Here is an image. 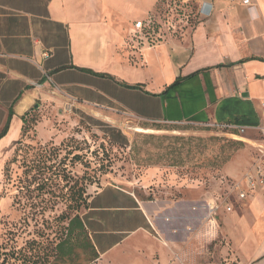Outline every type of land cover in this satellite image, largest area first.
Returning a JSON list of instances; mask_svg holds the SVG:
<instances>
[{
    "label": "crops",
    "instance_id": "1",
    "mask_svg": "<svg viewBox=\"0 0 264 264\" xmlns=\"http://www.w3.org/2000/svg\"><path fill=\"white\" fill-rule=\"evenodd\" d=\"M162 1L0 0V132L8 123L0 179L33 108L45 114L38 133L46 140L55 131L46 128L72 114L264 132V0H177L196 9L192 25L168 34L162 20L163 40H139L136 22ZM204 4L209 14L200 13ZM203 206L218 209L216 201L200 204L195 217H205ZM84 215L90 264H191L188 215L106 187ZM176 218L182 232L174 235ZM220 219L232 251L226 264H264V186L238 197Z\"/></svg>",
    "mask_w": 264,
    "mask_h": 264
},
{
    "label": "rangeland",
    "instance_id": "2",
    "mask_svg": "<svg viewBox=\"0 0 264 264\" xmlns=\"http://www.w3.org/2000/svg\"><path fill=\"white\" fill-rule=\"evenodd\" d=\"M195 10L190 8L191 25ZM44 115L28 120L1 168L0 264H90L89 247H76L66 257L56 246L70 218H85L91 197L105 187L188 215L182 225L195 242L188 248L191 264L227 263L232 251L220 217L236 206L245 175L264 166L262 130L72 114L54 120L46 140L38 133ZM209 201L218 204L216 212L203 206L205 217H195L194 207ZM178 220L170 227L174 235L182 232L175 228ZM177 241L184 250L187 243Z\"/></svg>",
    "mask_w": 264,
    "mask_h": 264
},
{
    "label": "built area",
    "instance_id": "3",
    "mask_svg": "<svg viewBox=\"0 0 264 264\" xmlns=\"http://www.w3.org/2000/svg\"><path fill=\"white\" fill-rule=\"evenodd\" d=\"M249 0H245L247 3ZM209 7V8H208ZM207 13L209 14L211 12V6L204 4L201 9L200 13ZM163 24L165 31L168 34H178L179 32H182L185 30L186 27L191 25V13L190 9L188 10V7L185 3H182L181 1H167L165 2L164 7V14H163ZM137 28H139L140 33L138 35V39L142 38V32L143 29L149 25V21H137L136 24ZM263 115H264V104H263ZM216 126H220L226 129H236L241 132L245 131V127L243 126H237L232 124H213ZM254 169H256V174H253V170L248 172L244 179L243 184L239 186L238 189V196L239 198H245L249 191H257L262 186H264V166L261 164H258ZM214 208V207H212ZM232 210V206H227V211ZM213 223H215V218L211 219ZM216 225V223H215Z\"/></svg>",
    "mask_w": 264,
    "mask_h": 264
},
{
    "label": "trees",
    "instance_id": "4",
    "mask_svg": "<svg viewBox=\"0 0 264 264\" xmlns=\"http://www.w3.org/2000/svg\"><path fill=\"white\" fill-rule=\"evenodd\" d=\"M164 2L165 0L161 2V4L159 5L157 9L156 14L149 17L148 19L149 25L143 29V32H142L143 37L140 38L139 40L146 38L148 41L155 43L159 40L164 39L165 31H163L161 28L162 26L161 23H162L163 16H164L163 15L164 14ZM174 85H176V83ZM33 110L34 108L32 109V111ZM32 111L27 112V114H25L22 117L23 126H22L21 136H22L23 130L25 129V125L28 122V120H31L34 117V115L38 113V112H34V111L32 112ZM7 130H8V123L6 124L5 128L0 132V138L6 134ZM20 138L18 140V143H17V146L14 152L16 151L20 143ZM72 240H74V242H72ZM76 247L77 248L78 247H89V248L93 247L92 242L88 235L86 224L84 223L83 219L79 215H75L72 218H70L68 228H67V235L56 246V248L60 250L62 256H66V257L72 256Z\"/></svg>",
    "mask_w": 264,
    "mask_h": 264
},
{
    "label": "bare ground",
    "instance_id": "5",
    "mask_svg": "<svg viewBox=\"0 0 264 264\" xmlns=\"http://www.w3.org/2000/svg\"><path fill=\"white\" fill-rule=\"evenodd\" d=\"M138 130H139V131H145V132L152 131V130H150V129H144V128H142V127H138Z\"/></svg>",
    "mask_w": 264,
    "mask_h": 264
}]
</instances>
